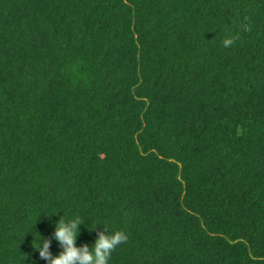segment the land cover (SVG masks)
Masks as SVG:
<instances>
[{
	"label": "trees",
	"instance_id": "obj_1",
	"mask_svg": "<svg viewBox=\"0 0 264 264\" xmlns=\"http://www.w3.org/2000/svg\"><path fill=\"white\" fill-rule=\"evenodd\" d=\"M63 212L111 264H264V0H0V264Z\"/></svg>",
	"mask_w": 264,
	"mask_h": 264
},
{
	"label": "clouds",
	"instance_id": "obj_2",
	"mask_svg": "<svg viewBox=\"0 0 264 264\" xmlns=\"http://www.w3.org/2000/svg\"><path fill=\"white\" fill-rule=\"evenodd\" d=\"M236 39V36L224 38L223 47H231ZM60 212L41 213L45 216H52L58 215ZM82 224L85 226L84 220L79 215L73 216L63 212V215H60L54 222L51 237H44L35 231L36 236H33L32 240L33 250L38 252L39 258L45 261V264H111L113 252L128 240L127 232L120 229L110 230L107 224L95 222L90 227L85 226L89 231H96V236L91 244L80 243L77 245ZM98 225H102L103 230L97 231ZM53 241L61 249L56 255H53L50 250Z\"/></svg>",
	"mask_w": 264,
	"mask_h": 264
}]
</instances>
